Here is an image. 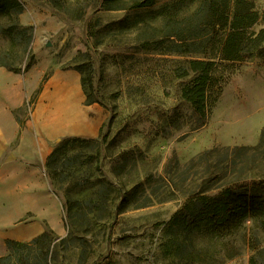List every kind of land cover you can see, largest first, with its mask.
Instances as JSON below:
<instances>
[{"label":"rangeland","instance_id":"obj_1","mask_svg":"<svg viewBox=\"0 0 264 264\" xmlns=\"http://www.w3.org/2000/svg\"><path fill=\"white\" fill-rule=\"evenodd\" d=\"M19 1L21 12L0 13V66L40 82L55 70H75L85 102H97L106 113L96 136L59 138L56 145L79 140L59 152L57 175L46 159L37 171L58 209L54 201L43 219L49 241L32 249L31 263H38L42 249L46 264H249L264 248V230L250 219L244 227L258 246L240 241L237 254L220 263L203 258L197 237L175 240L179 250L169 255L159 244L166 222L189 198L216 193L241 169L249 177L264 174L262 159L238 149L258 144L264 128V51L214 66L201 115L182 98L191 75L177 76L190 57L173 49L190 22H201L202 9H196L203 0H156L135 8L132 0H118L112 5L122 6L113 9L104 0ZM252 1L258 30L264 0ZM38 90L17 112L19 119ZM8 181L0 177V257L8 253L6 241L15 240L4 236L8 213L21 204L9 200ZM9 264L18 263L11 258Z\"/></svg>","mask_w":264,"mask_h":264},{"label":"trees","instance_id":"obj_2","mask_svg":"<svg viewBox=\"0 0 264 264\" xmlns=\"http://www.w3.org/2000/svg\"><path fill=\"white\" fill-rule=\"evenodd\" d=\"M177 1V0H173ZM112 5L118 0H104ZM156 0H132L131 7H149ZM23 5L19 0H0V13H19ZM202 9L201 22L187 26L188 34L177 42L173 52L189 56L183 60L185 68L177 76L191 78L182 88V98L190 103L198 114H204L207 90L212 81L214 66L247 60L259 56L264 51V26L258 30L254 25L259 22L260 14L252 0H203L196 12ZM177 38V36H176ZM90 103V102H89ZM78 138L62 139L46 158V167L52 176L58 161L59 152L69 142ZM238 148V147H237ZM235 148V149H237ZM238 149L252 152L264 161V128L260 140L255 146H241ZM235 161H231L234 164ZM229 164V163H228ZM235 172V170H234ZM231 183L224 185L214 194H202L189 198L166 222L160 236L159 248L165 255L173 254L179 247L175 240L191 238L202 240L203 258L220 263V258H230L237 254L238 242L247 241L250 248L258 245L252 242L253 235L244 227L246 220L264 230V174L249 177L242 169ZM49 241V232H42L30 241L7 240L8 253L0 257V264H9L14 258L18 264H32L30 253L38 243ZM40 260L35 264H46V251L39 250ZM38 254L33 257H38ZM41 262V263H40ZM205 264L208 261H202ZM202 263V264H203ZM249 264H264V248L259 249L249 258Z\"/></svg>","mask_w":264,"mask_h":264},{"label":"crops","instance_id":"obj_3","mask_svg":"<svg viewBox=\"0 0 264 264\" xmlns=\"http://www.w3.org/2000/svg\"><path fill=\"white\" fill-rule=\"evenodd\" d=\"M38 87L32 108L19 119L17 112ZM105 119L102 106L85 102L77 71L55 70L40 82L0 66V177L11 183L9 200L21 203L8 213L5 238L24 241L43 232L54 201L58 208L37 171L60 137H94Z\"/></svg>","mask_w":264,"mask_h":264}]
</instances>
